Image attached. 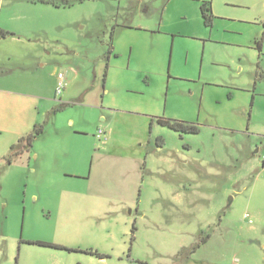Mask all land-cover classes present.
Instances as JSON below:
<instances>
[{
	"label": "rangeland",
	"instance_id": "374dc122",
	"mask_svg": "<svg viewBox=\"0 0 264 264\" xmlns=\"http://www.w3.org/2000/svg\"><path fill=\"white\" fill-rule=\"evenodd\" d=\"M54 1L0 0V264H264V0Z\"/></svg>",
	"mask_w": 264,
	"mask_h": 264
},
{
	"label": "trees",
	"instance_id": "16d2710c",
	"mask_svg": "<svg viewBox=\"0 0 264 264\" xmlns=\"http://www.w3.org/2000/svg\"><path fill=\"white\" fill-rule=\"evenodd\" d=\"M34 2L53 5L54 7H60L57 3H55L54 0H34ZM63 2H64L63 4L64 7H70L69 0H63ZM201 14H202L205 25L210 26L212 23V9L208 3H205L201 6ZM10 35H11L10 33L5 32L0 29V37L6 38ZM156 122L163 127H167L179 133L181 136L184 134H198L200 132V129L192 123L170 120V119H165V118H159L156 120ZM43 133H44L43 127L35 126L33 133H31L30 135L26 137H22L15 145L11 147L9 155L5 158V161L7 162V164L12 165L15 159L21 158L25 153L29 152L32 149L36 138L42 136ZM263 167H264V164H263ZM40 245L50 246L48 244H40ZM53 247L59 248L56 246H53ZM89 254L96 255L100 259L105 258L104 256L93 253V252H89Z\"/></svg>",
	"mask_w": 264,
	"mask_h": 264
},
{
	"label": "built area",
	"instance_id": "2783aa9c",
	"mask_svg": "<svg viewBox=\"0 0 264 264\" xmlns=\"http://www.w3.org/2000/svg\"><path fill=\"white\" fill-rule=\"evenodd\" d=\"M59 79V85L57 88V93L58 95L65 89L66 83H65V78L62 74L58 76ZM97 137L99 140L104 139L106 137V131L104 129H99L97 133ZM262 160L264 162V156L262 157Z\"/></svg>",
	"mask_w": 264,
	"mask_h": 264
},
{
	"label": "crops",
	"instance_id": "0c3cea01",
	"mask_svg": "<svg viewBox=\"0 0 264 264\" xmlns=\"http://www.w3.org/2000/svg\"><path fill=\"white\" fill-rule=\"evenodd\" d=\"M5 31H7V30H5ZM107 76V75H106ZM3 91H5V90H3ZM108 133V132H107ZM19 139H21V138H19ZM15 145V144H14ZM13 146V145H12ZM11 146V147H12ZM134 146L135 147H138V145H137V143H135L134 144ZM140 147H143L144 145L142 144V145H139ZM139 148V147H138ZM140 149H142V148H140ZM138 155H139V153H138ZM108 156V155H107ZM137 155L135 154V157H136ZM108 158H115V160H119V159H121V160H128V159H131V160H133L132 158H130V157H125V156H123V155H121V156H119V155H113V154H110L109 155V157ZM135 160V159H134ZM76 175H78V176H80V177H86L85 175H83V174H76Z\"/></svg>",
	"mask_w": 264,
	"mask_h": 264
}]
</instances>
